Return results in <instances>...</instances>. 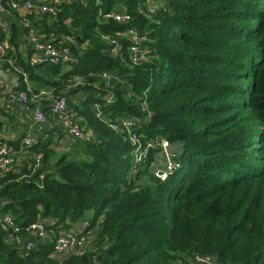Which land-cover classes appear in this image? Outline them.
I'll list each match as a JSON object with an SVG mask.
<instances>
[{"label": "trees", "instance_id": "trees-1", "mask_svg": "<svg viewBox=\"0 0 264 264\" xmlns=\"http://www.w3.org/2000/svg\"><path fill=\"white\" fill-rule=\"evenodd\" d=\"M165 2L149 13L144 0L76 1L45 15L44 32L67 39L77 62L16 65L33 90L58 93L71 83L68 110L85 138L70 151L53 137L33 142L0 170V213L20 224L42 220L48 230L26 250L0 219V264H196L195 254L264 264V0ZM125 10L127 22L99 15ZM104 72L118 78L111 84ZM17 73L16 89H26ZM124 117L140 119L133 131L143 141L171 142L180 167L166 180L150 169L156 145L136 166L127 130L111 127ZM67 231L86 242L55 254Z\"/></svg>", "mask_w": 264, "mask_h": 264}, {"label": "built area", "instance_id": "built-area-1", "mask_svg": "<svg viewBox=\"0 0 264 264\" xmlns=\"http://www.w3.org/2000/svg\"><path fill=\"white\" fill-rule=\"evenodd\" d=\"M76 1H89V0H57L56 2L47 1L45 4H37L35 0H14L12 3L13 7H18L21 3L25 6L28 12H39L40 14L49 15L52 17H58L62 12L65 4L73 3ZM165 2V0H145V8L149 13H153L154 5L156 2ZM95 2L100 3L101 0H95ZM6 11L5 0H0V14ZM99 15L104 16L105 19H115L118 22H127L130 19L127 11L116 12L110 11L107 13L100 12ZM1 16V15H0ZM3 28L4 23L0 20V55L3 52ZM130 35L133 36L134 42L140 43V38L137 35V30L135 28H130L127 31ZM57 36L54 32H50V38L47 39H38L36 37L31 38L30 40L34 43V48L41 56L50 64L68 66L77 62V56L74 54L70 43L66 41L56 42ZM119 45L116 44L111 50V54L117 55L119 53ZM139 46H133L131 48V57L134 61L139 59ZM24 81L27 84L26 89L21 88H9L6 83L0 78V90L6 91L8 97L13 101L25 105H29L35 96L32 94V88L29 86L28 78L24 72ZM103 78L111 81L116 80L117 76H112L111 74L104 72L102 74ZM76 85L82 84L83 79L81 77L74 78ZM31 94V97H30ZM48 102L45 104L49 110V114L44 109L36 108V111L33 114V119L37 123H45L48 121V118L53 115H57L65 112V124L68 125L71 130V134L74 138L78 140H83L85 138V133L81 127L78 120H76L74 114L69 112V101L66 94H61L54 97H45ZM111 98L108 101H111ZM41 102V99H39ZM144 110L147 109L146 105L143 106ZM101 117V113L98 114ZM147 117L150 116L148 113ZM140 119L135 117H124L119 123H112L111 127L115 130L124 131L127 130V136L129 141L133 144L135 150V164L136 166H142L146 163L148 155L152 146H157L159 150H162L166 154L165 163L162 167L152 168L156 171V174L162 180H166L174 171L180 167V161H178L175 156V150L171 142L166 138L160 135L154 137L151 142L143 141L141 135L133 131L134 128L139 126ZM125 132V131H124ZM33 145V140L30 135H26L21 139V144L19 149L15 150L7 141L3 140L0 137V170L9 169L18 158L20 154H23L24 151ZM179 147H177V150ZM42 166L41 157L38 156L35 160L34 168L38 169ZM140 168V167H139ZM142 168V167H141ZM163 175V176H162ZM43 177V174H41ZM3 216V218H1ZM0 219L6 225V228L12 229V233L16 235V242L23 244L26 250H31L35 247L37 240H43L48 237V230L45 223L42 220L31 222L28 224H20L16 222L15 218L9 213L6 214L0 213ZM87 224V222H84ZM23 233H28L35 237V239H29L27 242L22 243L23 240L21 235ZM87 235L79 234L75 235L70 232H63L57 239L54 246H52V252L55 254H67L72 249L79 245L84 244L87 240ZM194 261L196 264H222L218 261L217 257L214 255L208 254H195Z\"/></svg>", "mask_w": 264, "mask_h": 264}, {"label": "crops", "instance_id": "crops-1", "mask_svg": "<svg viewBox=\"0 0 264 264\" xmlns=\"http://www.w3.org/2000/svg\"><path fill=\"white\" fill-rule=\"evenodd\" d=\"M13 1L5 0L6 11L0 14V20L4 23L2 36L4 50L0 55V78L9 88L21 86V77L17 70L19 73H24V71L22 67L16 65L20 58L39 66L47 62L35 50L34 43L30 39L33 37L41 40L50 38V32H44L46 27L44 28L42 24V21L46 18L45 14L28 12L21 3L18 7H13ZM47 1L50 0H35L37 4H45ZM51 1L56 2L57 0ZM159 4L160 2L157 1L154 6ZM50 22L49 19L48 23ZM69 67L71 66L68 65ZM40 68L37 72L41 71ZM28 81L29 86L32 88V94L35 96L29 105L13 102L6 91L0 90V137L9 144L10 141L21 140L26 135H30L34 143L47 137H53V144L57 145L61 150H73L71 143L75 138L71 134L68 125L65 124V112L55 116L51 115L45 123H37L33 119L36 108L44 109L48 113V108L45 105L48 100L45 97H54L67 93L70 88L72 89L71 83L66 82V87L61 92L56 93L54 91L55 88L52 86L39 87L33 90L35 89V84L31 80ZM85 95L80 96V98H85ZM39 99H41V102Z\"/></svg>", "mask_w": 264, "mask_h": 264}, {"label": "rangeland", "instance_id": "rangeland-1", "mask_svg": "<svg viewBox=\"0 0 264 264\" xmlns=\"http://www.w3.org/2000/svg\"><path fill=\"white\" fill-rule=\"evenodd\" d=\"M161 4H162V6H166V2H162ZM162 137H165V136H162ZM59 151H63V150H59ZM133 156H135V150L133 151ZM150 157H152V160H151L152 163L150 162L151 163L150 169H152V168H156V167H162L164 165L165 159H166V154L163 153L162 150H156V152L151 154ZM146 167L147 166L142 167V168H146Z\"/></svg>", "mask_w": 264, "mask_h": 264}, {"label": "water", "instance_id": "water-1", "mask_svg": "<svg viewBox=\"0 0 264 264\" xmlns=\"http://www.w3.org/2000/svg\"><path fill=\"white\" fill-rule=\"evenodd\" d=\"M114 82H115V80H111V81H110L111 84L114 83Z\"/></svg>", "mask_w": 264, "mask_h": 264}]
</instances>
